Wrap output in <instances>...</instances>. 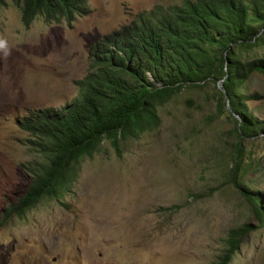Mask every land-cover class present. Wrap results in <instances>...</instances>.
Instances as JSON below:
<instances>
[{"label":"rangeland","instance_id":"1","mask_svg":"<svg viewBox=\"0 0 264 264\" xmlns=\"http://www.w3.org/2000/svg\"><path fill=\"white\" fill-rule=\"evenodd\" d=\"M0 6V264H217L229 230L255 226L231 264H264V225L251 200L264 202V136L240 138L239 115L220 105L213 85L185 88L159 107L161 124L121 143L105 140L81 161L61 200L44 198L24 216L4 221L23 194L34 154L19 120L32 109H63L80 96L90 46L156 5L184 0H88L75 20L26 27L20 9ZM243 59L264 56V42ZM240 91L264 120V75ZM240 118V117H239ZM240 149L237 180L233 161Z\"/></svg>","mask_w":264,"mask_h":264},{"label":"trees","instance_id":"2","mask_svg":"<svg viewBox=\"0 0 264 264\" xmlns=\"http://www.w3.org/2000/svg\"><path fill=\"white\" fill-rule=\"evenodd\" d=\"M29 27L43 17L48 23L71 22L90 12L88 0H11ZM0 0V6L6 5ZM264 42V0H184L142 11L128 24L104 35L89 49V73L75 83L80 96L63 109H32L19 120L34 154L27 164L31 179L23 194L4 210V221L24 216L44 198L61 200L71 190L81 161L109 141L117 155L121 143L139 138L161 124L159 107L185 88L213 85L221 107L239 115L240 138L264 136V120L250 113L240 88L256 73L264 75V56L241 53ZM240 149L232 181L242 192ZM260 225L264 202L249 198ZM255 226L229 230L217 264H231Z\"/></svg>","mask_w":264,"mask_h":264}]
</instances>
